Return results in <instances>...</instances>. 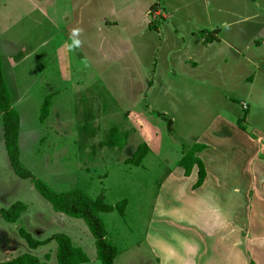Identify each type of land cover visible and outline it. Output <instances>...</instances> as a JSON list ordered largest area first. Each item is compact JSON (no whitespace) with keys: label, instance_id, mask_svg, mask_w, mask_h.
<instances>
[{"label":"rangeland","instance_id":"1","mask_svg":"<svg viewBox=\"0 0 264 264\" xmlns=\"http://www.w3.org/2000/svg\"><path fill=\"white\" fill-rule=\"evenodd\" d=\"M154 1L157 0H141L146 4ZM161 2L158 4L162 9ZM108 4V0H0L2 73L11 105L19 113L22 164L55 191L79 187L92 198L102 192L110 205L127 200L123 215L116 211L100 214L107 240L118 249L114 264H158V259L159 264H187L193 257L201 264H244L245 256L238 253L240 227L233 228L235 223L245 224L244 213L253 209H243L239 199L230 193L190 191L196 177H184L178 166L181 154L191 145L183 144L204 130L205 108L195 104L186 113L181 110L172 116L166 112L164 116L159 107H145L144 100L132 108L127 98L111 103L106 102L108 96L94 93L103 89V83L111 84V78L101 81L97 73L109 77L107 69L114 56L107 58L102 51L104 61L97 57L95 44L100 38L94 29L96 23L105 25L97 22L99 16L107 14L108 18V14L119 10L116 5L117 10H113V1L111 6ZM203 5L204 0H180L177 8L201 10ZM63 16H67L66 22L61 21ZM173 22L168 20L170 25ZM132 41L135 44L139 38L134 36ZM60 42L65 45L67 74L47 62ZM112 66L115 68V64ZM121 75L118 70L117 77ZM52 92L50 116L41 125L39 109ZM92 92L100 108L91 101ZM135 100L139 102L140 98ZM86 111H92L95 117L89 124L91 132L83 130ZM168 118L175 119L171 131ZM111 128L116 129L114 147H100ZM141 142L150 152L139 168L127 164L126 159ZM215 163L222 164L217 160ZM169 171H173L171 177L167 175ZM213 178L210 171L206 185ZM168 180L174 182L171 188ZM16 202L25 204L27 210L16 224H7L0 216V261L28 252L40 259L49 254V264H56L55 245L30 250L17 233V228L23 227L38 240L54 234L67 235L74 246L86 253L88 262L84 264H101L85 222L54 212L29 181L12 173L0 115V209ZM254 216L257 217L255 213ZM193 232L194 240H188ZM249 253V262L264 264V253Z\"/></svg>","mask_w":264,"mask_h":264},{"label":"crops","instance_id":"2","mask_svg":"<svg viewBox=\"0 0 264 264\" xmlns=\"http://www.w3.org/2000/svg\"><path fill=\"white\" fill-rule=\"evenodd\" d=\"M121 1L108 0L113 10H117L116 6L119 10L108 14V18L107 14L99 16L97 22L105 25L96 23L94 28L100 38L95 44L97 57L104 61L102 51L107 58L114 56L107 69L109 77L97 73L99 80L111 78V84L102 82L103 89L94 93L108 96L106 102L111 103L127 98L132 108L144 100L145 107H159L164 116L166 112L172 116L181 110L186 113L195 104L205 108L204 130L183 144L206 146L196 154L205 167L204 183L193 190L194 182L190 191L230 193L239 199L243 209H253L244 213L245 224L239 226L238 222L233 228L240 227L238 253L245 256L244 264H249V250L258 255L264 253V0H209L210 4L204 0L201 10H187L191 6L179 9L180 0H160L163 11L159 0L150 4ZM62 19L66 22L67 16ZM168 20L173 24H168ZM133 35L139 42L133 44ZM64 47L60 42L47 59L61 74L68 72ZM118 70L122 71L121 78L117 77ZM94 93L91 101L100 108ZM138 97L139 102L135 100ZM167 120L171 131L175 119ZM210 171L215 178L206 185ZM191 175L197 179L196 167L188 177ZM169 181L171 188L174 182ZM194 237L193 232L187 238ZM199 260L193 257L187 264H201Z\"/></svg>","mask_w":264,"mask_h":264},{"label":"trees","instance_id":"3","mask_svg":"<svg viewBox=\"0 0 264 264\" xmlns=\"http://www.w3.org/2000/svg\"><path fill=\"white\" fill-rule=\"evenodd\" d=\"M1 61L0 52V115L2 119L4 146L12 173L19 179L29 181L43 199L50 203L54 212L76 219H82L94 238L97 258L101 261V264H114V260L118 255V249L107 240L105 224L100 218V214H109L116 211L119 215H123L127 206V200L123 199L115 205H110L105 201L102 192L96 195L95 198H92L79 187L67 191H55L26 169L21 162L19 149V113L11 105L12 97L3 77ZM262 67L264 68V65ZM53 97L54 93H49L41 103L38 115V122L41 125H43L50 116L53 106ZM91 112L92 111H86L85 113L84 131L91 132L93 129L92 126H89L90 122L95 120ZM169 122L170 121H168V129L170 130ZM241 123L242 120L238 122L239 127H242ZM115 131V128H111L106 139L100 142L99 146L114 147L115 141L113 136L116 133ZM205 148L206 146L204 144H192L182 154L178 161V166L183 169L185 177H188L192 169L197 167V179L192 186L193 190L199 188L204 183L206 177L203 162L196 155ZM149 151V147L145 143L138 145L132 155L126 159V163L134 167H139ZM26 210L27 206L25 204L16 202L8 208L0 209V216L7 224H16ZM17 233L26 246L33 251L49 244H54L56 249V264H84L88 262L86 253L80 247L74 246L67 235L54 234L44 240H38L23 227L17 228ZM49 259V254H45L43 259H40L34 254L24 252L16 256L4 258L0 261V264H49ZM249 264L254 263L249 262Z\"/></svg>","mask_w":264,"mask_h":264},{"label":"built area","instance_id":"4","mask_svg":"<svg viewBox=\"0 0 264 264\" xmlns=\"http://www.w3.org/2000/svg\"><path fill=\"white\" fill-rule=\"evenodd\" d=\"M242 108H243V109H246L247 107L243 104Z\"/></svg>","mask_w":264,"mask_h":264}]
</instances>
